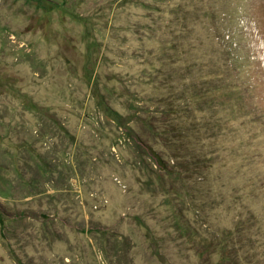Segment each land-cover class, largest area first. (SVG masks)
I'll use <instances>...</instances> for the list:
<instances>
[{"label": "rangeland", "instance_id": "1", "mask_svg": "<svg viewBox=\"0 0 264 264\" xmlns=\"http://www.w3.org/2000/svg\"><path fill=\"white\" fill-rule=\"evenodd\" d=\"M0 264H264V0H0Z\"/></svg>", "mask_w": 264, "mask_h": 264}, {"label": "bare ground", "instance_id": "2", "mask_svg": "<svg viewBox=\"0 0 264 264\" xmlns=\"http://www.w3.org/2000/svg\"><path fill=\"white\" fill-rule=\"evenodd\" d=\"M62 4V3H61ZM166 14V13H165ZM169 16V15H168ZM217 88V87H216ZM184 193V192H183ZM246 223V222H245Z\"/></svg>", "mask_w": 264, "mask_h": 264}]
</instances>
